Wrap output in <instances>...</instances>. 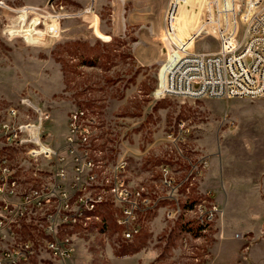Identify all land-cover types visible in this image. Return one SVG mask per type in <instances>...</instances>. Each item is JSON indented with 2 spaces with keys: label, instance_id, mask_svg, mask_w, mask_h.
Here are the masks:
<instances>
[{
  "label": "rangeland",
  "instance_id": "obj_1",
  "mask_svg": "<svg viewBox=\"0 0 264 264\" xmlns=\"http://www.w3.org/2000/svg\"><path fill=\"white\" fill-rule=\"evenodd\" d=\"M173 3L174 40L195 52H217L218 27L242 9L240 0ZM133 8L132 0H0V112L29 99L51 114L39 144L51 139L59 156L71 111L88 109L98 116L95 144L106 165L127 160L128 187H145L156 204L129 242L118 234L115 207L104 206L99 221L69 231L74 254L63 264H264V97H155L165 60L140 64L145 56L132 51L137 25L113 32V15L122 22ZM211 10L221 17L206 24ZM21 110L22 119L4 122L27 130L34 116ZM13 157L28 183L53 164L43 153Z\"/></svg>",
  "mask_w": 264,
  "mask_h": 264
},
{
  "label": "built area",
  "instance_id": "obj_2",
  "mask_svg": "<svg viewBox=\"0 0 264 264\" xmlns=\"http://www.w3.org/2000/svg\"><path fill=\"white\" fill-rule=\"evenodd\" d=\"M173 1L169 0L164 14L165 36L172 49L161 66L154 96L193 100L264 97V0H240L242 9L232 16L228 13L227 24L223 21L218 27L219 50L211 53L195 52L193 44L175 42ZM215 17L209 11L206 24ZM21 107H29L34 116L27 130L4 122L7 115L23 117ZM1 118L0 264H43L44 260L63 264L74 254L69 231L99 221L101 208L108 204L115 207L122 240L133 241L141 234V221L156 204L145 187H128L127 160L104 162L95 144L97 115L86 108L71 111L66 151L59 156L47 144L51 139L39 144V129L51 114L29 99L0 112ZM19 150L35 157L43 153L53 159L52 167L40 178L35 171L33 182H26L13 165V154ZM163 182L171 186L174 180L165 175ZM216 212L217 208L211 210L206 220ZM30 223L35 226L33 235L22 238L20 231Z\"/></svg>",
  "mask_w": 264,
  "mask_h": 264
},
{
  "label": "crops",
  "instance_id": "obj_3",
  "mask_svg": "<svg viewBox=\"0 0 264 264\" xmlns=\"http://www.w3.org/2000/svg\"><path fill=\"white\" fill-rule=\"evenodd\" d=\"M115 1V0H113ZM133 9L124 11L122 22L118 20L116 14L113 15V32L115 35H125L128 25H137L136 41L132 44L133 54L145 56L138 58L141 65H152L164 61L170 53L172 46L168 42L164 31V14L169 0H163L161 6L157 8L152 4L156 0H132ZM122 25V26H121ZM122 28V33L117 31ZM155 51V52H154ZM158 55L157 57H152ZM148 56H151L150 58ZM219 201L218 197L216 196ZM261 261L264 263V259Z\"/></svg>",
  "mask_w": 264,
  "mask_h": 264
},
{
  "label": "bare ground",
  "instance_id": "obj_4",
  "mask_svg": "<svg viewBox=\"0 0 264 264\" xmlns=\"http://www.w3.org/2000/svg\"><path fill=\"white\" fill-rule=\"evenodd\" d=\"M194 3H195V2H194ZM197 5H198V4H197ZM197 5H196V6H197ZM200 6H201V5H200ZM198 22H199V21H198ZM179 25H180V24H179ZM175 27H176V25H175ZM179 28H180V27H179ZM182 29H183V28H182ZM180 31H181V30H180ZM178 32H179V31H178ZM179 33H180V32H179ZM20 118H21V117H20Z\"/></svg>",
  "mask_w": 264,
  "mask_h": 264
},
{
  "label": "trees",
  "instance_id": "obj_5",
  "mask_svg": "<svg viewBox=\"0 0 264 264\" xmlns=\"http://www.w3.org/2000/svg\"><path fill=\"white\" fill-rule=\"evenodd\" d=\"M200 229V228H199Z\"/></svg>",
  "mask_w": 264,
  "mask_h": 264
}]
</instances>
